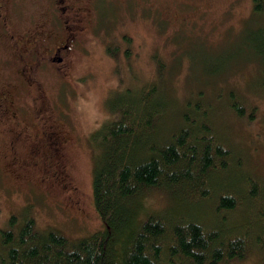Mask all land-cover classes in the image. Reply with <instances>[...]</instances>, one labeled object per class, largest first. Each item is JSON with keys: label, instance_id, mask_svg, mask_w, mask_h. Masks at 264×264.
<instances>
[{"label": "rangeland", "instance_id": "obj_1", "mask_svg": "<svg viewBox=\"0 0 264 264\" xmlns=\"http://www.w3.org/2000/svg\"><path fill=\"white\" fill-rule=\"evenodd\" d=\"M22 1L31 9L32 21L40 20L44 0ZM252 6L253 0H93L87 32L71 47L69 83L50 67L39 76L42 93L70 138L63 159L68 186L77 188L80 203L70 205L67 192L48 183L41 163L23 169L10 166L0 124V232L18 229L26 218H33L40 230L57 231L68 239L103 228L93 206V135L112 117L110 109L122 94L139 95L145 85H156L164 95L166 130L181 122L180 114L189 111L190 103L204 104L217 137L232 151L225 177L236 182L251 177L264 188V55L256 54L260 38L255 34L264 19L252 14ZM3 63L0 58V71L16 77L18 64L6 69ZM24 99L29 101L31 95L20 97V109ZM231 99L243 103V116L230 106ZM164 197L153 192L144 204L163 209L168 201ZM200 203L203 213L213 215L212 203ZM167 205L173 208L169 201ZM255 209L249 208L252 217ZM247 214L237 208L230 219L242 223ZM228 264H264V252L255 249L244 260Z\"/></svg>", "mask_w": 264, "mask_h": 264}, {"label": "trees", "instance_id": "obj_2", "mask_svg": "<svg viewBox=\"0 0 264 264\" xmlns=\"http://www.w3.org/2000/svg\"><path fill=\"white\" fill-rule=\"evenodd\" d=\"M252 14L264 19V0H253ZM257 28L256 54L262 57L264 24ZM17 79L13 98L20 99L25 88ZM165 104L154 84L139 95L122 94L93 135L92 196L102 229L68 239L26 218L18 229L0 232V264H228L255 249L263 253L264 188L251 177H225L232 151L217 137L204 104L190 103L168 130ZM230 106L245 114L241 101L231 99ZM51 166L47 159L45 176ZM153 192L168 197L173 208L167 201L163 209H148L145 197ZM200 202L212 203L213 215L203 213ZM237 208L248 213L242 223L230 219Z\"/></svg>", "mask_w": 264, "mask_h": 264}, {"label": "flooded vegetation", "instance_id": "obj_3", "mask_svg": "<svg viewBox=\"0 0 264 264\" xmlns=\"http://www.w3.org/2000/svg\"><path fill=\"white\" fill-rule=\"evenodd\" d=\"M92 2L44 0L40 20L32 21V11L23 7L22 0H0V58L5 62L2 68L18 64L16 77L21 80L24 93L31 95L29 101L24 99L25 107L20 109V99L13 98L18 79L8 70L0 71V78L6 80L0 85V124L9 148L4 157L15 169L45 165L47 159L51 160L48 183L64 194L67 192L66 201L70 205L80 203L77 188L68 186L69 173L63 159L70 138L64 126L61 129L62 119L49 107L39 76L50 67L62 81L69 83L74 56L71 47L79 45L87 32Z\"/></svg>", "mask_w": 264, "mask_h": 264}]
</instances>
